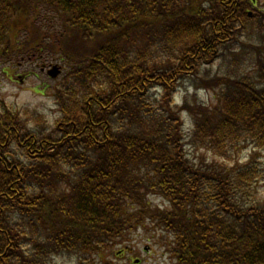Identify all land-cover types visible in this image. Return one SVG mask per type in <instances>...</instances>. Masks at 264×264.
<instances>
[{
	"label": "trees",
	"instance_id": "trees-1",
	"mask_svg": "<svg viewBox=\"0 0 264 264\" xmlns=\"http://www.w3.org/2000/svg\"><path fill=\"white\" fill-rule=\"evenodd\" d=\"M42 45L72 63L53 123L0 109V264H98L144 220L172 264H264V0H0V47Z\"/></svg>",
	"mask_w": 264,
	"mask_h": 264
},
{
	"label": "rangeland",
	"instance_id": "rangeland-1",
	"mask_svg": "<svg viewBox=\"0 0 264 264\" xmlns=\"http://www.w3.org/2000/svg\"><path fill=\"white\" fill-rule=\"evenodd\" d=\"M2 48L0 47V109L8 106L22 113L28 111L30 114L41 111L46 116L47 122L53 123L57 114L52 95L53 86L65 73L63 69L68 68L66 65L72 61L66 57L65 60H59L57 54L43 45L34 50V55L30 49L27 52L28 56L26 54L17 56L14 52L17 50L16 47L7 50ZM53 65H57L60 69L55 77L47 73ZM205 68L210 74L220 73L225 70L226 62L218 58L211 65L203 64L201 74L204 76ZM214 96L215 90L203 87L199 79L192 81L185 78L175 91L174 99L177 103L185 104L186 108L194 113L206 104L212 106ZM189 110L181 111L187 131L191 125ZM185 149L189 152L188 157L193 160L211 161L214 157L221 161L207 149H193L191 146ZM251 151L252 149L249 148H238L234 150L233 157L243 161ZM259 155L264 158V149L259 150ZM262 189L264 190V187ZM160 201L157 196L150 197V204H159ZM162 233L165 234L163 231H156L150 221L146 223L144 220L140 226L129 230L123 241H117L112 250L104 252V259L98 264H172L173 261L162 241ZM67 257H56L51 264H70ZM136 258L139 259L138 262H135Z\"/></svg>",
	"mask_w": 264,
	"mask_h": 264
},
{
	"label": "water",
	"instance_id": "water-1",
	"mask_svg": "<svg viewBox=\"0 0 264 264\" xmlns=\"http://www.w3.org/2000/svg\"><path fill=\"white\" fill-rule=\"evenodd\" d=\"M57 71H58L57 67L53 66L52 69H50L48 72H49V74H51L53 76L57 73Z\"/></svg>",
	"mask_w": 264,
	"mask_h": 264
}]
</instances>
